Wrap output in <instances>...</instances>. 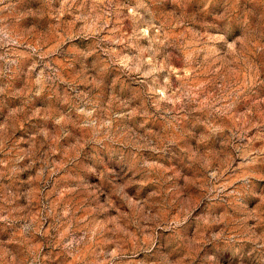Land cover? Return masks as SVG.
Listing matches in <instances>:
<instances>
[{"label": "clouds", "instance_id": "9594fccd", "mask_svg": "<svg viewBox=\"0 0 264 264\" xmlns=\"http://www.w3.org/2000/svg\"><path fill=\"white\" fill-rule=\"evenodd\" d=\"M0 264H264V0H0Z\"/></svg>", "mask_w": 264, "mask_h": 264}]
</instances>
